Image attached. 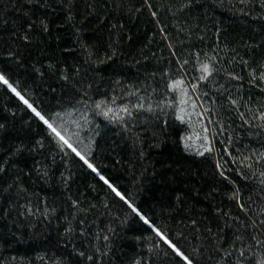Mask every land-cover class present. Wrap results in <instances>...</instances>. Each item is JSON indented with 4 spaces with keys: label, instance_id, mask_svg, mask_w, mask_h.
Masks as SVG:
<instances>
[{
    "label": "trees",
    "instance_id": "obj_1",
    "mask_svg": "<svg viewBox=\"0 0 264 264\" xmlns=\"http://www.w3.org/2000/svg\"><path fill=\"white\" fill-rule=\"evenodd\" d=\"M0 69L97 169L0 82V264H224L261 211V0H0Z\"/></svg>",
    "mask_w": 264,
    "mask_h": 264
},
{
    "label": "snow or ice",
    "instance_id": "obj_2",
    "mask_svg": "<svg viewBox=\"0 0 264 264\" xmlns=\"http://www.w3.org/2000/svg\"><path fill=\"white\" fill-rule=\"evenodd\" d=\"M261 6L264 7V0H261ZM153 15H155V13H153ZM29 27H31V25H29ZM24 38L27 39L26 36ZM7 55L9 57H12L14 54L11 52H8ZM245 63H247V62H245ZM202 69L206 73L210 71L208 64L202 65ZM63 78L65 80H67L68 76L64 75ZM200 78L205 79L204 76H201ZM259 78L261 80H264V72H261ZM237 79H239V77H237ZM0 82H2L3 85H5L8 89H10L13 93H15V95L18 96L28 106V108H30L31 111L33 113H35V115L41 121H43V123L45 125H47V127L49 129H51V131L55 134L56 137H58V139L62 142V144L66 145L68 148H70L72 150V152L75 153V155L77 157H79L80 160H82L84 162V164H86L89 169H92V171H94V172L97 171V169L94 167V165L92 163L89 162V160L86 158V156L84 154H82V152L79 151L76 147H74L73 144L69 141V139H67L64 135H62L61 132L59 130H57V128L50 122L49 119H47L44 115L41 114L40 111H38L31 103H29L28 100L25 99L23 95H21L20 91H17V88L14 87L13 83L10 82L9 75L3 69H0ZM172 83H173V85H177V84L182 85L183 80H174ZM182 91H183V89H182ZM183 102L184 101H182V103ZM103 103H104L103 101L97 102L95 104V107L97 109H100L101 105ZM232 104H234V105L237 104V101L232 100ZM137 107H143V105H138ZM105 109L106 110H103L101 113L104 116H108L109 113L113 112V109L111 107H107L106 104H105ZM122 111L125 114H127L129 117H131L132 114L127 107L123 108ZM239 115L243 118L244 113H239ZM117 119H119L121 122H123L124 118L118 117L115 114H113L112 120L115 121ZM181 119H183V117H181ZM256 119H257V117L254 115L252 117V120H256ZM259 120H260V124L259 125H253V126L259 127V128H264V110H259ZM245 123H251V121H245ZM2 127H3V125H0V128H2ZM204 131H205V133H207L208 129L205 128ZM204 140L205 141L208 140L207 135H205ZM207 150L210 152L211 148H208ZM259 158L262 161H264V155L259 156ZM216 167L219 168L220 165L217 164ZM3 172H4V168L2 165H0V173H3ZM220 174L223 176V172H221ZM45 175H46V173H45ZM261 175L264 176V172H261ZM100 179L103 180L105 184H108V186L112 189V191L115 192L116 195L121 198V200L125 199V197L122 195V193L120 191H118L117 188H115L113 185H111L108 182V180H106L103 176H101ZM260 183L264 184V180H262ZM232 196L234 199H236L239 209L245 213V215L247 217V221L243 222L242 226L235 230L233 238L229 244V247L220 249V251L223 252V255L220 256V260L224 261V264H264V253L258 255L256 252L253 251L254 245H257V244L261 245L262 249H264V218H260V219L255 218V217H264V202H262L261 211L255 213L254 216H251V215H249V213H252L253 209L250 206L246 207L245 202H243V198L239 194V191L238 190L234 191L232 193ZM250 198L251 197H249V199ZM76 203H77L76 201H73V204H76ZM132 211L137 212L138 210L133 206ZM225 215H227V213H225ZM139 219L143 220L145 223L148 222V218L142 214L139 215ZM236 219L238 220L239 217L237 216ZM80 224L83 225L84 221L81 220ZM67 231H70V229ZM81 231L84 232L85 230L83 228H81ZM156 231L159 235H163V233H161L159 229H156ZM209 231H211V230L209 229ZM236 233H239V234L237 235ZM84 238H85V240L87 239V234L85 235ZM164 238L167 241V243L170 245L173 252L176 254L177 258L180 259L181 264H197L196 261H194L188 255H186L185 252L182 251L175 243H172V241L169 240L167 237H164ZM103 239L105 241H107L108 236H104ZM93 247H95V246L93 245ZM105 247H106V245H105ZM99 252H100L99 247H95V252L93 253V255L85 256V252L81 251V252H79V256L84 257L88 261H91V260H93L95 253H99ZM246 252L251 253V257H252L251 259L246 258V255H245ZM100 254H101V256L103 255V253H100Z\"/></svg>",
    "mask_w": 264,
    "mask_h": 264
}]
</instances>
